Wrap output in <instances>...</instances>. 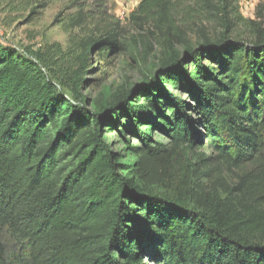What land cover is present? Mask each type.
<instances>
[{
  "label": "trees",
  "instance_id": "16d2710c",
  "mask_svg": "<svg viewBox=\"0 0 264 264\" xmlns=\"http://www.w3.org/2000/svg\"><path fill=\"white\" fill-rule=\"evenodd\" d=\"M89 1H75L72 28L99 19L100 37L38 63L0 46V264H264V11L244 20L233 0H200L228 33L193 48L179 0H143L130 22L184 45L192 65L173 55L144 105L82 112L53 80L79 86L92 50H121ZM121 115L168 143L141 132L123 164L103 135Z\"/></svg>",
  "mask_w": 264,
  "mask_h": 264
},
{
  "label": "rangeland",
  "instance_id": "374dc122",
  "mask_svg": "<svg viewBox=\"0 0 264 264\" xmlns=\"http://www.w3.org/2000/svg\"><path fill=\"white\" fill-rule=\"evenodd\" d=\"M76 0H0V46L13 49L18 55L38 63V56L52 45H60L63 50L70 43L82 39L98 38L101 30L96 28L99 19L85 28H72L71 19L77 13ZM143 0H90L87 8L95 15L106 11L116 23V37L121 50L90 52L84 74V83L67 87L58 79L53 82L70 106L78 111L92 112L96 104L108 106L117 100L129 97L133 105H144L145 95L154 93L153 83L162 77L164 65L173 55L181 58L186 67L192 65L186 60L184 45L173 44L159 35L151 34L150 27L141 29L130 22L131 14ZM225 0H214L218 9L224 7ZM233 7L244 20H257L260 10L264 11V0H233ZM179 22L188 31L190 46L198 48L208 37L216 41L227 34L223 15L204 9L200 0H179ZM99 28V27H98ZM244 23L235 32L236 36L247 34ZM244 31V32H243ZM247 31V30H246ZM232 33L233 31H229ZM234 33V32H233ZM208 65V63H207ZM176 66H173L174 69ZM149 83V84H148ZM168 89L172 90L171 87ZM175 97L186 99V94L172 90ZM139 136H136V129ZM149 131L156 142L168 143L159 132L149 130L148 122L134 124L121 115L115 126L105 128L103 135L109 145L119 155L123 164L133 165L137 157L130 148L141 146V132Z\"/></svg>",
  "mask_w": 264,
  "mask_h": 264
}]
</instances>
